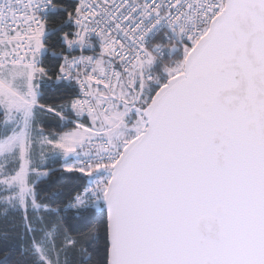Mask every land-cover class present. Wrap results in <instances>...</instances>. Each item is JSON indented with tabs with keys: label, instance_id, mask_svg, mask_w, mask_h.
<instances>
[{
	"label": "snow or ice",
	"instance_id": "snow-or-ice-1",
	"mask_svg": "<svg viewBox=\"0 0 264 264\" xmlns=\"http://www.w3.org/2000/svg\"><path fill=\"white\" fill-rule=\"evenodd\" d=\"M0 220V264H264V0H0Z\"/></svg>",
	"mask_w": 264,
	"mask_h": 264
},
{
	"label": "trees",
	"instance_id": "trees-1",
	"mask_svg": "<svg viewBox=\"0 0 264 264\" xmlns=\"http://www.w3.org/2000/svg\"><path fill=\"white\" fill-rule=\"evenodd\" d=\"M69 31H71V29H68ZM56 58H53L51 56H46L44 58V63L46 66H51L52 64L56 63ZM59 93L54 90V89H48L46 91V94L44 96V102H51V100L57 96ZM46 124V131H61V130H67V129H61L58 126V123L56 121H45ZM72 125H69V128H71ZM52 167H57V164H52ZM53 180L56 181V185L55 187H61L65 182L61 181L58 179V177H53ZM51 190V189H50ZM43 195V194H42ZM69 219V223L71 224L73 221L71 219V217L68 218ZM7 226L6 222L4 220H0V229L5 228ZM4 259V255L3 252H0V260ZM20 256H19V252H16L13 256V260L10 262V264H15L16 260H19Z\"/></svg>",
	"mask_w": 264,
	"mask_h": 264
},
{
	"label": "built area",
	"instance_id": "built-area-1",
	"mask_svg": "<svg viewBox=\"0 0 264 264\" xmlns=\"http://www.w3.org/2000/svg\"><path fill=\"white\" fill-rule=\"evenodd\" d=\"M74 54H75V55H79V54H80L79 50H77ZM85 54H90V53H87V52H86Z\"/></svg>",
	"mask_w": 264,
	"mask_h": 264
}]
</instances>
